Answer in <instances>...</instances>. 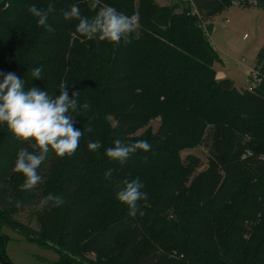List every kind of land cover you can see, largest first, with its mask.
Segmentation results:
<instances>
[{
  "label": "trees",
  "instance_id": "1",
  "mask_svg": "<svg viewBox=\"0 0 264 264\" xmlns=\"http://www.w3.org/2000/svg\"><path fill=\"white\" fill-rule=\"evenodd\" d=\"M157 1L101 0L138 16L130 42L114 44L82 37L78 21L64 19L72 5L95 15L88 0H0V71L50 96L64 83L70 96L79 91L78 105L89 104L70 113L84 132L75 154L50 152L38 168L41 182L18 188L13 210L7 188L23 177L12 169L28 145L0 125V219L13 227V216L26 205L60 195L65 203L43 207L40 236L28 238L59 255L52 264H264V49L255 67L262 83L239 90L218 78L219 55L203 29L233 6L264 12V0ZM49 3L55 5L48 20L53 32L28 12ZM37 67L40 79L30 75ZM157 120V133H140ZM116 140H146L151 149L121 164L105 154ZM90 141H99L100 149L88 150ZM203 146L206 164L183 156ZM109 169L112 176L105 178ZM137 177L148 198L139 202L144 215L131 217L116 192ZM87 186L93 188L83 193Z\"/></svg>",
  "mask_w": 264,
  "mask_h": 264
},
{
  "label": "clouds",
  "instance_id": "2",
  "mask_svg": "<svg viewBox=\"0 0 264 264\" xmlns=\"http://www.w3.org/2000/svg\"><path fill=\"white\" fill-rule=\"evenodd\" d=\"M89 9L95 15L89 17L82 15L77 5L63 12L65 20L78 21L76 32L87 39H97L118 44L123 40L129 43V36L136 30L138 16H128L115 7L107 4L101 5V0H88ZM55 11V5L49 3L46 8L31 5L28 12L37 19V26L44 27L46 31L54 29L48 24L50 13ZM42 69L37 67L30 71L33 78L40 79ZM0 125H6L12 135L21 143H27V148H21L12 171L22 174L21 190H31L41 182L38 168L47 159L50 152L58 158L71 157L79 148L84 132L75 128V117L70 113H77L78 107L88 109L85 102L78 105L76 97L79 91H73L71 96L66 84L59 86V95L50 96L45 90L37 87L25 89L24 79L13 72L0 71ZM91 131V129H87ZM86 147L90 151H97L101 147L99 141L88 142ZM151 149L146 140L124 145L116 140L113 147L105 150L111 160L125 163L129 157L138 150L147 152ZM112 170L105 172V178H111ZM144 184L140 178L125 179L116 192V199L128 208V215L135 217L140 210L139 202L147 200L143 192ZM64 199L60 195L49 193L42 197V207L55 208L63 205Z\"/></svg>",
  "mask_w": 264,
  "mask_h": 264
},
{
  "label": "rangeland",
  "instance_id": "3",
  "mask_svg": "<svg viewBox=\"0 0 264 264\" xmlns=\"http://www.w3.org/2000/svg\"><path fill=\"white\" fill-rule=\"evenodd\" d=\"M157 2L165 6L170 3V0H158ZM227 20L230 22L229 24H226ZM209 24H207L208 39L219 55V60L214 64L219 79L232 80L239 90L249 89L254 84L251 70L256 67L258 55L264 49V12L255 7L233 6L218 15ZM245 35H248V39L244 40ZM159 128L160 121L157 120L150 124L147 131L144 129L140 133L146 132L147 137L157 133ZM188 153L200 157L204 164L208 162L209 150L204 146L186 150L183 156L185 157ZM1 160L3 161L2 158ZM55 169L63 171L59 165ZM54 178L56 179L55 176ZM23 179V177L20 178L18 186L14 184L7 188L10 210H13L19 202L18 188H20ZM56 182H58V178ZM92 188L87 186L82 189V192L85 193ZM25 207V210H20L13 216L12 220L15 222L13 227L5 218L0 219L1 223H6L4 227H0L3 257L10 264H52L59 259V255L28 239L40 236L42 231L40 215L43 207L40 204L32 205V207L26 205ZM57 216L61 217V212H58Z\"/></svg>",
  "mask_w": 264,
  "mask_h": 264
},
{
  "label": "built area",
  "instance_id": "4",
  "mask_svg": "<svg viewBox=\"0 0 264 264\" xmlns=\"http://www.w3.org/2000/svg\"><path fill=\"white\" fill-rule=\"evenodd\" d=\"M187 1L190 4H193V0H187ZM193 14L200 17L199 12L197 11V9L195 7L193 8ZM203 29H204L205 33L208 35L209 31H208V29H207V27L205 25L203 26ZM245 39H248V35L244 36V40ZM251 73L254 76V84L252 86H250L249 91H253L257 86H259L262 83L261 71L258 68H253L251 70Z\"/></svg>",
  "mask_w": 264,
  "mask_h": 264
},
{
  "label": "water",
  "instance_id": "5",
  "mask_svg": "<svg viewBox=\"0 0 264 264\" xmlns=\"http://www.w3.org/2000/svg\"><path fill=\"white\" fill-rule=\"evenodd\" d=\"M0 264H10L8 261L0 257Z\"/></svg>",
  "mask_w": 264,
  "mask_h": 264
},
{
  "label": "crops",
  "instance_id": "6",
  "mask_svg": "<svg viewBox=\"0 0 264 264\" xmlns=\"http://www.w3.org/2000/svg\"><path fill=\"white\" fill-rule=\"evenodd\" d=\"M262 12H263V11H262ZM226 22H227L226 24H229V23H230L228 20H227ZM218 78H219V76H218ZM231 81H232V80H231ZM233 83H234V82H233Z\"/></svg>",
  "mask_w": 264,
  "mask_h": 264
}]
</instances>
